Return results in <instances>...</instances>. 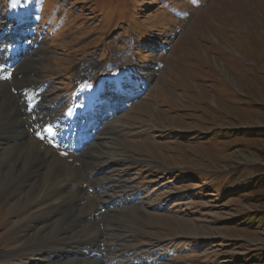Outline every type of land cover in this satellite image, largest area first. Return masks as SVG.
Instances as JSON below:
<instances>
[{"label":"rangeland","instance_id":"1","mask_svg":"<svg viewBox=\"0 0 264 264\" xmlns=\"http://www.w3.org/2000/svg\"><path fill=\"white\" fill-rule=\"evenodd\" d=\"M0 65L22 130L85 162L125 159L112 175L127 178L129 211L89 216L79 238L116 227L130 264H264V0H0ZM120 74L130 97L108 87ZM90 93L100 106L73 116ZM76 121L89 144L63 143ZM9 210L0 203V250L42 221ZM45 251L0 264L57 260Z\"/></svg>","mask_w":264,"mask_h":264},{"label":"bare ground","instance_id":"2","mask_svg":"<svg viewBox=\"0 0 264 264\" xmlns=\"http://www.w3.org/2000/svg\"><path fill=\"white\" fill-rule=\"evenodd\" d=\"M14 98V93L0 95V139L3 140V145L0 144V203L8 204L11 213L18 209H31V218L42 221L36 228L26 224L23 238L12 236L10 249L0 250V258L28 253L37 248L40 251L52 250L45 253L57 257V260L49 261L48 264H111L112 261L114 264H130L131 258L122 260L121 254H118L121 249H117V241H120L122 233L116 227L95 229L83 239L77 236L82 229L81 222L89 220V216L101 212L125 216L129 211V200L124 198L126 194L121 190V183H125L127 178L120 173L112 175L113 168L119 167L125 159L101 152L94 162H85L84 158L60 154V151L44 143L46 141L36 140L37 135L34 137L33 133L22 130L28 125V117L23 115L21 118V113L25 112L13 107L17 103ZM51 105L44 106L48 110L47 115L51 114ZM110 123L115 129L116 126ZM96 135L95 145L100 146L99 142L103 141L106 134L100 131ZM43 173L44 180L40 181ZM89 188L95 192L93 196L82 193ZM77 205H86L88 208L73 213L71 210ZM73 214L81 216L74 217ZM108 235L118 240L108 242ZM72 250L76 252L73 254ZM97 254H101V257H97Z\"/></svg>","mask_w":264,"mask_h":264},{"label":"snow or ice","instance_id":"3","mask_svg":"<svg viewBox=\"0 0 264 264\" xmlns=\"http://www.w3.org/2000/svg\"><path fill=\"white\" fill-rule=\"evenodd\" d=\"M0 67H2V65H0ZM108 87H110L113 92L129 91L135 87V81L131 76H125L123 74H120V75L113 76V79L109 83ZM102 95H103V92H101V96ZM44 130L51 131L50 128H47ZM37 136H39V133H37Z\"/></svg>","mask_w":264,"mask_h":264},{"label":"trees","instance_id":"4","mask_svg":"<svg viewBox=\"0 0 264 264\" xmlns=\"http://www.w3.org/2000/svg\"><path fill=\"white\" fill-rule=\"evenodd\" d=\"M245 221L248 222V223H255V222H258V221H257V218H252V217L246 219Z\"/></svg>","mask_w":264,"mask_h":264}]
</instances>
